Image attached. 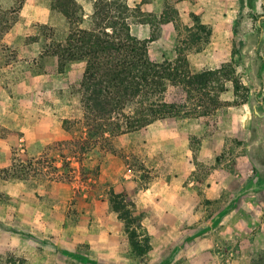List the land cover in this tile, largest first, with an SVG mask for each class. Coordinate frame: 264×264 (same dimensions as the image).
Returning <instances> with one entry per match:
<instances>
[{"label":"crops","instance_id":"crops-1","mask_svg":"<svg viewBox=\"0 0 264 264\" xmlns=\"http://www.w3.org/2000/svg\"><path fill=\"white\" fill-rule=\"evenodd\" d=\"M75 1L82 8L80 26L88 28L96 0ZM125 2L138 10L131 34L156 35L147 49L157 62L177 59L180 27L191 31L197 17L206 30L197 47L185 50L189 71L233 62L249 88L247 99L234 104L227 81L220 94L225 105L210 123L202 117H165L111 138L115 152L104 153L93 182L132 195L134 213L150 238L144 256L132 252L107 192L77 196L75 183L38 175L0 180V192L7 196L6 211L0 213L7 245L26 264H264V0ZM51 3L24 0L0 38L3 62L7 49L17 54L15 64L0 66V169L10 165L13 154L35 161L71 138L63 123L74 118L73 88L81 83L85 63L70 60L61 69L49 53L50 45L64 42L69 32L67 19ZM15 4L0 0L3 9ZM33 36L38 38L28 42ZM79 102L77 92V117ZM192 136L198 138L195 151ZM139 153L152 156L161 172L144 187L126 162ZM206 165L209 170L200 173ZM73 201L76 210L69 215ZM32 236H39L35 244Z\"/></svg>","mask_w":264,"mask_h":264},{"label":"trees","instance_id":"trees-1","mask_svg":"<svg viewBox=\"0 0 264 264\" xmlns=\"http://www.w3.org/2000/svg\"><path fill=\"white\" fill-rule=\"evenodd\" d=\"M23 1L16 0L13 8L0 7V38L17 19ZM51 8L65 16L69 32L64 42L50 45L49 53L57 57L61 69L70 60L85 63L80 84L82 117L85 128L92 133L74 141L83 150L94 144L91 138L98 132L107 141H104L105 150L114 152L111 137L144 128L157 119L181 114L186 117L214 114L225 105L220 99L226 89L224 83H219L222 79L232 82L235 96L242 93L233 100L234 104L247 99L249 88L237 76L233 62L216 70L193 73L180 53L174 61L152 60L147 47L156 35L138 39L131 34L129 24L138 10L125 0H96L88 28L80 26L83 13L75 0H52ZM194 20V28L205 32L197 17ZM170 85L181 86L184 97L181 94L179 98L168 99ZM190 100H195L192 113L187 111ZM36 163L39 165L40 161ZM32 171L37 174L39 168L34 167ZM16 173L27 176L29 172L24 168ZM108 198L112 211L122 222L132 252L144 256L150 249V238L141 218L134 213L132 195L110 190Z\"/></svg>","mask_w":264,"mask_h":264},{"label":"rangeland","instance_id":"rangeland-1","mask_svg":"<svg viewBox=\"0 0 264 264\" xmlns=\"http://www.w3.org/2000/svg\"><path fill=\"white\" fill-rule=\"evenodd\" d=\"M170 16H172V10H168ZM44 28H40V31L43 33L45 37H50L53 35L51 31L43 30ZM180 35L182 43L179 45V52L183 56L185 54V50L189 47H197L196 41L204 35L203 31L198 30L197 28H192L191 31L186 30L184 27H180ZM196 36L193 37V36ZM198 36V37H197ZM38 37H29L27 41L35 40ZM0 53H3L5 48L0 47ZM12 52V53H9ZM6 58L3 62V59L0 57V66L2 64H15L17 54L15 50L7 49L6 51ZM10 54L12 56H10ZM44 62V61H43ZM59 64V63H58ZM240 79V78H239ZM228 81V80H227ZM227 81L222 79L219 83H224L226 86ZM80 84L78 87L74 84L73 88V98H74V118L67 119V121L63 123L64 127L69 131L71 138L69 139L68 143L60 144L56 146L54 149L51 147L49 148L45 154H43L38 161H40L39 165H37L36 160H31L27 155L20 153L19 155L13 154L11 158L10 165L6 168L0 169V180H15V179H23V178H33V175H38L44 179H55L60 180L62 182H73L77 185L76 195L82 196L84 193L91 194L95 193L96 195L105 194V192L109 193L107 189V185L100 184L97 181L93 182V179L96 178L98 180L100 174V164L101 159L104 156V153L107 151L105 150V142L103 140V136L101 133H96L91 138V142H94L93 145L87 147V149L83 150L76 146V141L78 138L83 139L84 137H89L92 131H88L83 124V109L81 105V91H80ZM77 92L79 93V117L76 116V107H75V99L77 96ZM224 92V91H223ZM222 92V93H223ZM70 96H71V92ZM182 94L181 86H173L170 85L167 91V98H179ZM242 93H239V97ZM182 97L184 95L182 94ZM181 97V98H182ZM235 96L234 100L239 98ZM194 101L190 100L187 103V111L190 113L194 110ZM76 116V117H75ZM179 119H183L184 115L176 116ZM187 117H195V116H187ZM213 114L207 115L201 118L206 122H212ZM143 129V128H141ZM138 129V130H141ZM152 129L151 126L148 127V130ZM113 138V137H111ZM108 140V139H107ZM75 141V142H74ZM105 141V142H104ZM112 142V139L110 140ZM198 138L195 136L191 137V148L195 151L198 147ZM83 146V145H82ZM87 146V145H86ZM113 147V145H112ZM114 148V147H113ZM117 151V155L119 156H126L121 151ZM146 150L145 152H147ZM115 152V150H114ZM132 155L126 159L127 164L129 167L135 172L136 177L135 180L137 181V185L139 187L146 186L150 181H152L156 176L161 173L158 167L153 166L156 162L152 156L149 155ZM148 156V157H147ZM74 161V163H73ZM193 163L198 164L199 162L195 160H191ZM58 162L59 165H56ZM77 162V164L75 163ZM29 166V167H28ZM201 166V165H200ZM34 167L39 168L37 174L32 171ZM26 168L29 173L27 176H22L18 173L15 174V171L18 172L20 169ZM29 168V169H28ZM202 174L205 171L209 170V167L203 166ZM42 170V171H41ZM199 173V172H198ZM199 173V174H200ZM19 176V177H18ZM108 197V195H107ZM7 196L0 192V213L6 211ZM70 206L67 208V214L72 215L75 212L74 201L69 204ZM6 220L0 219V222L4 223ZM3 229H0V264H26L23 256L16 255L12 249L7 245L9 236L5 234ZM16 239L19 241L22 239L19 236H15ZM32 244H35V238H39V236H32ZM35 241V242H34ZM38 243V242H37ZM57 262V261H52Z\"/></svg>","mask_w":264,"mask_h":264}]
</instances>
